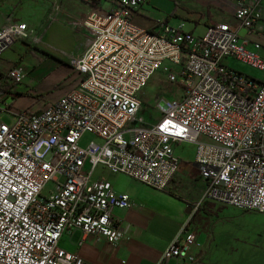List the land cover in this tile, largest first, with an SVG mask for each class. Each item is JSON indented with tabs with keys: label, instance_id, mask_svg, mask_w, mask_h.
<instances>
[{
	"label": "built area",
	"instance_id": "built-area-1",
	"mask_svg": "<svg viewBox=\"0 0 264 264\" xmlns=\"http://www.w3.org/2000/svg\"><path fill=\"white\" fill-rule=\"evenodd\" d=\"M105 1L108 10L94 5L76 22L85 53L68 62L79 82L58 101L14 112L15 94L1 84H28L27 73L18 64L0 80V264H88L61 245L75 230L117 246L123 231L114 211L129 209L132 199L94 179L96 167L165 191L181 170L178 143L195 145L207 184L191 218L206 200L264 213V83L223 63L232 58L264 72L262 43L250 49L240 35L264 32L260 0H231L238 24H213L201 37L184 20L161 22L158 33L138 27L133 13L147 0ZM30 33L24 22L0 26V58ZM161 68L184 90L144 126L140 93ZM86 135L92 138L83 144ZM190 250L179 235L158 264H199Z\"/></svg>",
	"mask_w": 264,
	"mask_h": 264
},
{
	"label": "crops",
	"instance_id": "crops-1",
	"mask_svg": "<svg viewBox=\"0 0 264 264\" xmlns=\"http://www.w3.org/2000/svg\"><path fill=\"white\" fill-rule=\"evenodd\" d=\"M80 1L87 5L86 11L82 15L73 14L72 11L61 7L60 0L55 2L47 0L34 4L43 6L42 12L34 22L6 12V7L0 3V26L10 21H19L26 23L31 31L30 36L19 39L17 44L3 53L7 54L8 56H5L11 61H8L9 67L1 72L0 80H3L10 68L18 64L24 67L28 77V84H20L21 86L6 84L8 89H11L15 94L16 99L12 105L14 112L28 110L27 107L18 104L17 100L20 96L36 95L39 98L54 86L67 85L61 93L60 99L78 85V73L68 62L70 56H80L85 53V32L76 22L90 14L96 5L105 10L112 6L111 2L105 0L93 5L88 0ZM150 2L151 0H147L141 8L133 13V22L134 16L139 15L140 10L146 8ZM190 2L186 12V19L187 17L188 19L180 20L186 22V28L193 34H195L193 30L199 24L205 25L206 29L216 23H230L233 26L238 24L235 18L236 6L231 0H191ZM260 6L264 10V0H260ZM142 18L149 21L146 16H142ZM187 23H191L193 26ZM158 25L159 23H156L147 30L158 33L161 31ZM53 29L56 33L59 31L71 33L72 38L66 36L59 40L49 39L48 33ZM240 35L248 39V48L253 49L257 42L262 43L261 45L264 47V32L244 28L240 30ZM2 59H5L3 55L0 60ZM142 109L143 104L140 114ZM181 161V170L177 172L171 185L165 191L149 187L147 184L135 180L111 181L115 191L128 193L132 199V207L129 209L114 211V218L123 231V236L117 246L98 235H83L80 230H75L72 234L65 233L62 236V247L79 255L88 264H158L163 252L169 248L171 242L177 236L184 237L186 234L183 233L189 218H191V205L202 200L207 187L205 180L200 175L201 168L196 164L193 156H187ZM207 201L201 203L199 212L194 213L195 216L201 211L207 212V209L203 207ZM211 204H213V210L227 206L215 202Z\"/></svg>",
	"mask_w": 264,
	"mask_h": 264
},
{
	"label": "rangeland",
	"instance_id": "rangeland-1",
	"mask_svg": "<svg viewBox=\"0 0 264 264\" xmlns=\"http://www.w3.org/2000/svg\"><path fill=\"white\" fill-rule=\"evenodd\" d=\"M43 1L47 0H0V3L6 7V12L21 19L25 17L27 21L34 22L43 9L41 4H34ZM55 1L57 0H50V2ZM190 1L151 0L146 8L140 10V16L137 14L134 16V23L138 27L151 29L156 23L165 21L175 23L177 20L186 19ZM60 4L61 7L72 11L73 14L80 15L85 13L87 6L80 0H60ZM142 16L148 17L149 21L143 20ZM187 24L191 25V23ZM193 31L196 35L203 36L207 29L205 25L199 24ZM66 36L72 38L71 33H62V31L56 33L54 29L48 33V38L53 40L64 39ZM5 55L3 54L5 59L0 60V77L1 72L9 67L8 61H11ZM223 63L264 83V72L261 70L249 67L232 58L225 59ZM168 65L175 70L178 69L176 65ZM66 87L67 85L54 86L39 98L36 95L20 96L17 102L30 111H36L47 104L58 101ZM183 90V87L168 80L167 73L163 68L158 70L140 93L143 102L140 116L145 118L142 125L151 126L158 121L161 118L158 105L164 100L177 98ZM3 118L5 122H11L8 115L5 114ZM128 125L130 126L131 123ZM91 138V135H86L82 143L87 144ZM175 148L181 159L190 155L194 157L196 150L195 145L190 143H178ZM94 179H107L112 182L115 180L133 181L126 174L112 172L106 166L100 165L96 167ZM211 203H213L211 200L204 203L203 207L207 209V212L201 211L197 216L194 215L183 233H186L183 240L190 245V253L199 260V264H264V213L243 211L227 206H222V209L219 210H213V204ZM170 264H177V260L173 259Z\"/></svg>",
	"mask_w": 264,
	"mask_h": 264
},
{
	"label": "trees",
	"instance_id": "trees-1",
	"mask_svg": "<svg viewBox=\"0 0 264 264\" xmlns=\"http://www.w3.org/2000/svg\"><path fill=\"white\" fill-rule=\"evenodd\" d=\"M1 86L5 87L6 89H8V86L6 85V83L1 84ZM189 224V223H188ZM188 224L186 226H188Z\"/></svg>",
	"mask_w": 264,
	"mask_h": 264
},
{
	"label": "water",
	"instance_id": "water-1",
	"mask_svg": "<svg viewBox=\"0 0 264 264\" xmlns=\"http://www.w3.org/2000/svg\"><path fill=\"white\" fill-rule=\"evenodd\" d=\"M188 210H189V209H188ZM191 212H192V211H191ZM191 212H190V213H191Z\"/></svg>",
	"mask_w": 264,
	"mask_h": 264
}]
</instances>
